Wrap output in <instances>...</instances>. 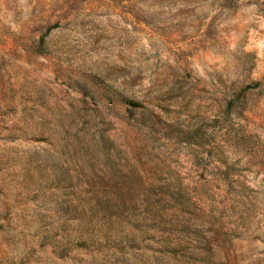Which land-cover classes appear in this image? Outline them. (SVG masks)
I'll use <instances>...</instances> for the list:
<instances>
[{
	"label": "rangeland",
	"instance_id": "rangeland-1",
	"mask_svg": "<svg viewBox=\"0 0 264 264\" xmlns=\"http://www.w3.org/2000/svg\"><path fill=\"white\" fill-rule=\"evenodd\" d=\"M0 264H264V0H0Z\"/></svg>",
	"mask_w": 264,
	"mask_h": 264
}]
</instances>
